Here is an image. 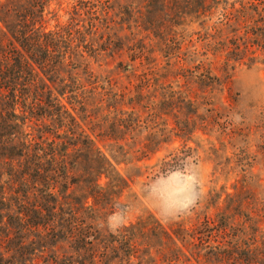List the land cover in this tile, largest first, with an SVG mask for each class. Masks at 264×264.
Segmentation results:
<instances>
[{"label":"trees","instance_id":"trees-1","mask_svg":"<svg viewBox=\"0 0 264 264\" xmlns=\"http://www.w3.org/2000/svg\"><path fill=\"white\" fill-rule=\"evenodd\" d=\"M49 2L0 5V264H264V200L259 224L246 214L250 201L223 206L215 193L207 203L215 214L198 215L190 226L166 223L149 212L115 232L103 231L97 218L113 212L129 181L76 115L74 103L83 111L88 93L103 88L84 56L92 45L76 43L79 28L48 30L42 21ZM186 2L190 15L218 12L216 34L230 30L228 40L220 36L211 43L213 54L224 56L226 72L234 69L232 61L264 65V0ZM87 3L95 19L100 5L110 7L109 0ZM142 83L149 87L150 79L145 76ZM136 91L111 96L116 111L118 104L130 107L116 113L113 139L120 131L148 128L141 116L152 105L142 89ZM177 93L171 91L169 100L179 98ZM46 117L53 120L50 125ZM119 149L137 162L151 160L160 150L149 145ZM190 157L191 147L175 148L152 171L168 174ZM237 187L227 195L247 190ZM233 208L245 218H234ZM259 225L260 240L252 234Z\"/></svg>","mask_w":264,"mask_h":264},{"label":"rangeland","instance_id":"rangeland-1","mask_svg":"<svg viewBox=\"0 0 264 264\" xmlns=\"http://www.w3.org/2000/svg\"><path fill=\"white\" fill-rule=\"evenodd\" d=\"M5 1L0 0V5ZM88 1L50 0L42 23L54 31L79 28L76 43L92 45L84 56L103 88L88 93L83 111L74 103L76 115L129 181L113 212L97 218L103 231H111L110 216L129 217L125 224L129 225L149 212L166 223L183 221L190 226L198 215L215 214L207 204L215 193L223 206L229 203L235 208L250 201L246 214L258 222L260 200H264V65L232 61L234 69L226 72L224 56L217 58L211 43L220 36L228 40L230 30L216 34L218 12L190 15L192 7L186 0H109V9L100 5L96 19ZM25 5L28 0H22ZM145 76L149 87L142 83ZM136 89H142L152 105L141 116L148 128L120 131L113 139L110 125L116 113L130 107L118 104L116 111L111 96H134ZM171 91L178 92L179 98L169 100ZM52 121L45 118L47 125ZM144 145L160 150L151 160L137 162L119 149ZM183 147L192 148L184 167L155 176L152 167ZM234 185L247 190L228 196L235 193ZM193 198L195 204L185 209ZM234 208V218H245ZM255 228L252 234L260 240V225Z\"/></svg>","mask_w":264,"mask_h":264},{"label":"clouds","instance_id":"clouds-1","mask_svg":"<svg viewBox=\"0 0 264 264\" xmlns=\"http://www.w3.org/2000/svg\"><path fill=\"white\" fill-rule=\"evenodd\" d=\"M195 204V198L189 200L185 205V209H190L192 205ZM129 217H122L120 215H113L108 218L107 226L108 228L115 232L117 229L122 228L125 224L128 223ZM103 226V225H101Z\"/></svg>","mask_w":264,"mask_h":264}]
</instances>
